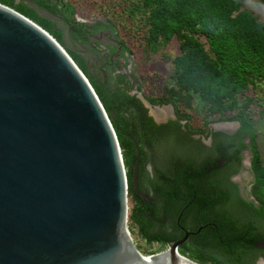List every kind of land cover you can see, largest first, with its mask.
Listing matches in <instances>:
<instances>
[{
    "label": "water",
    "instance_id": "water-1",
    "mask_svg": "<svg viewBox=\"0 0 264 264\" xmlns=\"http://www.w3.org/2000/svg\"><path fill=\"white\" fill-rule=\"evenodd\" d=\"M127 194L89 79L47 30L0 3V264H202L181 241L142 253Z\"/></svg>",
    "mask_w": 264,
    "mask_h": 264
},
{
    "label": "trees",
    "instance_id": "trees-1",
    "mask_svg": "<svg viewBox=\"0 0 264 264\" xmlns=\"http://www.w3.org/2000/svg\"><path fill=\"white\" fill-rule=\"evenodd\" d=\"M101 1L107 2L103 9L99 6L101 14L115 32L119 31L123 47L137 55L136 62L146 60L152 64L165 57L171 63L162 94L146 95L148 101L170 102L180 117L190 118L187 112L190 109L200 112L205 120H237L241 133L250 135L255 190L264 204V156L258 145L262 134L257 130L264 119V21L245 5L246 0ZM259 1L264 4V0ZM0 3L36 22L64 46L101 100L116 131L123 158L127 157L132 143L124 134L129 131L133 134L129 129L133 128V122L143 121L139 118L140 101L126 89L109 90L88 76L85 59L64 45L61 31L51 21L22 3L15 4L13 0ZM170 43L177 44V52L171 57L165 54ZM117 80L126 84L129 81L125 74H119ZM180 188L160 192L166 199L162 198V208L156 211V236L150 238L172 240L171 234L161 230L169 199L173 200L174 190ZM192 190L190 186L185 188L186 193ZM261 211L264 213V205ZM137 216L132 208L128 218L136 222ZM216 224L222 240L220 248L210 249L203 243L194 251L180 253L202 264L240 263L242 252L253 247L251 233L238 230L223 219L216 220ZM140 233L148 236L142 229Z\"/></svg>",
    "mask_w": 264,
    "mask_h": 264
},
{
    "label": "flooded vegetation",
    "instance_id": "flooded-vegetation-1",
    "mask_svg": "<svg viewBox=\"0 0 264 264\" xmlns=\"http://www.w3.org/2000/svg\"><path fill=\"white\" fill-rule=\"evenodd\" d=\"M13 2L26 5L53 26H61L67 31L69 42L82 49L76 52L83 56V52L88 53L101 70L115 68L116 79L123 74L118 67H125L122 58L128 51L109 25L75 20L67 0ZM95 45L99 47L95 49ZM120 87L142 105L139 118L143 121L133 122V128H129L133 134L130 131L124 134L132 143V150L123 158V163L130 196L135 201L133 208L138 214L134 223L146 245H157L160 251L168 244L181 241L177 249L185 253L204 246L203 243L210 249L220 248L222 240L216 220L223 219L253 237V247L242 252L238 264H264V213L261 211L264 204L255 190L250 135L241 133L237 120L204 119L202 126H192L191 117H180L170 102L147 100L152 106L151 114L137 96L141 92L130 93L124 83ZM163 109L167 112L162 113ZM248 175L251 178L247 183ZM176 185L181 188L174 190L173 200L169 199L161 230L171 234L172 240L150 238L158 231L156 211L162 208L164 197L160 192L167 193L168 188ZM186 186L193 190L186 193ZM140 229L148 236L141 234Z\"/></svg>",
    "mask_w": 264,
    "mask_h": 264
},
{
    "label": "rangeland",
    "instance_id": "rangeland-1",
    "mask_svg": "<svg viewBox=\"0 0 264 264\" xmlns=\"http://www.w3.org/2000/svg\"><path fill=\"white\" fill-rule=\"evenodd\" d=\"M67 1L72 6L73 16L75 20L84 21V23H89V24H92L93 21H100L101 23L108 25L107 20L101 14L102 12L101 9L99 8L100 6L103 9L106 6L107 2H103L101 0H67ZM245 5L264 21V4L261 1L246 0ZM54 28L60 30L61 33L64 34V42L66 47L74 51L82 50L76 44L69 42L67 31L64 30L61 26L55 24ZM118 32L119 31L115 32V30L112 29L113 35H115V37L120 40L121 37L119 36ZM126 42L128 43L129 46H131V44L127 40H125V43ZM95 46H94L95 49L99 47L98 45ZM165 51H166L165 54L168 55L169 57L173 56L177 52V44L170 43V45L165 49ZM83 54L84 56L81 54L79 55L82 58L85 57L84 58L86 60L85 68H87L88 76H91L93 79L98 81L100 84H102L104 87H106L109 90L113 89L115 86L120 87L121 82L117 80L115 77H113L116 74L115 68L114 69L107 68L105 71H103L97 66V63L93 61V59L88 53L83 52ZM156 55L162 56L161 54H156ZM136 56L137 55L135 53L131 54L128 52V54L125 55L124 58H122L124 61L123 65H125L124 67L125 69L120 65L118 67V69L122 71L121 73L125 74L126 78L129 79V81H127V84L124 83L129 88V92L132 94H136V91H139L143 96L161 95L163 92V84L167 82L168 80L167 75L169 74L171 69L170 61L168 60V58L165 59V57H161L162 60L158 62H154L152 64H148L146 60H140L136 62ZM77 62L79 63V60H77ZM165 111L166 110H163L162 113ZM187 112L191 114V118L189 121L192 126H198V127L202 126L204 118L202 117L200 112H192L190 109L187 110ZM263 123H264V119L259 124L257 130H259V132L262 134L258 145L262 155L264 156V124ZM121 152H123L122 149ZM249 177L250 176L248 175L247 183L251 178ZM127 199H128V215H129L131 209L135 205V201L131 198L130 194L129 195L127 194ZM127 224L137 247L142 253H144L145 255H149L159 251L157 245L156 246L154 244L151 246L146 245L143 238L139 235L138 228L134 223V221L128 218Z\"/></svg>",
    "mask_w": 264,
    "mask_h": 264
},
{
    "label": "bare ground",
    "instance_id": "bare-ground-1",
    "mask_svg": "<svg viewBox=\"0 0 264 264\" xmlns=\"http://www.w3.org/2000/svg\"><path fill=\"white\" fill-rule=\"evenodd\" d=\"M151 107H152V106H149V109H150V113L152 114V112H151V109H152V108H151ZM153 108H157V107H153ZM163 110H165V109H163ZM165 112H166V111H165ZM165 112H164V113H165ZM154 116H155V115H154ZM156 118H157V117H156Z\"/></svg>",
    "mask_w": 264,
    "mask_h": 264
},
{
    "label": "clouds",
    "instance_id": "clouds-1",
    "mask_svg": "<svg viewBox=\"0 0 264 264\" xmlns=\"http://www.w3.org/2000/svg\"><path fill=\"white\" fill-rule=\"evenodd\" d=\"M80 22H84V21H80Z\"/></svg>",
    "mask_w": 264,
    "mask_h": 264
}]
</instances>
